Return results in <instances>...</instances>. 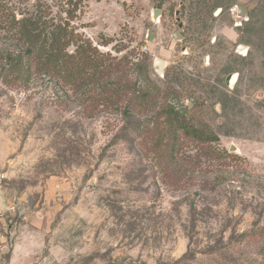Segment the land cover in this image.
I'll list each match as a JSON object with an SVG mask.
<instances>
[{"label": "rangeland", "instance_id": "obj_1", "mask_svg": "<svg viewBox=\"0 0 264 264\" xmlns=\"http://www.w3.org/2000/svg\"><path fill=\"white\" fill-rule=\"evenodd\" d=\"M22 18L64 52L0 78L2 264H264V0H0V58Z\"/></svg>", "mask_w": 264, "mask_h": 264}, {"label": "trees", "instance_id": "obj_2", "mask_svg": "<svg viewBox=\"0 0 264 264\" xmlns=\"http://www.w3.org/2000/svg\"><path fill=\"white\" fill-rule=\"evenodd\" d=\"M34 22L32 20H27L22 18L18 22L17 31L15 33L18 36L19 40H27L30 44L26 47L25 51L18 48H12L3 52L0 58V78H3L4 81H13V82H26L31 78L33 74L39 75H49L52 78H57V69L56 61L59 59V55H62L64 51L58 48L61 37V30L58 32L55 30L51 34V41L47 44L40 43L37 38V31L34 29ZM65 30V29H63ZM82 60L85 61L88 59V55L85 54ZM65 55H68L67 53ZM148 55H144L140 63L137 64L139 68L144 72L148 68ZM59 75V74H58ZM11 79V80H8ZM129 84H122V86H116L115 91L118 95H121L122 99L125 100V107L127 109L131 108V105L134 100V91H130ZM149 92L145 93V96H149ZM121 99V98H120ZM115 100H112L114 102ZM171 113L175 114L177 126L187 135L193 137L194 139L201 142H208L212 139V136L205 132L202 129L193 127L188 124L184 119H180L174 110H169ZM261 256L264 260V250L261 251Z\"/></svg>", "mask_w": 264, "mask_h": 264}, {"label": "water", "instance_id": "obj_3", "mask_svg": "<svg viewBox=\"0 0 264 264\" xmlns=\"http://www.w3.org/2000/svg\"><path fill=\"white\" fill-rule=\"evenodd\" d=\"M237 6H238V16L241 17V16L243 15V13L246 12V9H245L242 5H240V4L237 5ZM161 14H162V11H161L160 9H154V10H153V18H154V19H158L159 16H160ZM180 26H182V23H180ZM152 36H153V33H152L151 30H149V32H148V39H151ZM174 38H175L176 40H179V39H182L183 37H182V35H180V34L174 33ZM237 49H238L239 51H245V50L248 49V46H247L246 44H244V43H241V44L238 45ZM154 64H155L156 66H158V73H159V74H163V72H164V67L166 66V61H165L163 58L157 57V58H155V60H154ZM234 76H235V74L232 73V74H230V75L227 77V81H226L227 84H230V83H231V80H232V78H233ZM232 150L236 151L237 149H236L235 146H233V147H232Z\"/></svg>", "mask_w": 264, "mask_h": 264}, {"label": "crops", "instance_id": "obj_4", "mask_svg": "<svg viewBox=\"0 0 264 264\" xmlns=\"http://www.w3.org/2000/svg\"><path fill=\"white\" fill-rule=\"evenodd\" d=\"M1 224H2V225H1ZM4 224H5V218H4V217H1V218H0V227L2 226V228H3V225H4ZM3 235H4V230L0 229V236L3 237ZM5 246H6L5 244L2 245V249H4ZM2 260H4V259H2V257H1V259H0V264L3 263Z\"/></svg>", "mask_w": 264, "mask_h": 264}, {"label": "flooded vegetation", "instance_id": "obj_5", "mask_svg": "<svg viewBox=\"0 0 264 264\" xmlns=\"http://www.w3.org/2000/svg\"><path fill=\"white\" fill-rule=\"evenodd\" d=\"M183 37V36H182ZM248 46V45H247ZM184 49V48H183ZM239 51V50H238ZM232 73H234V72H231L230 74H232ZM230 74H228V76L230 75ZM235 74V73H234ZM227 76V77H228ZM227 77H226V81H227ZM233 79V78H232ZM232 81V80H231ZM227 83V82H226ZM229 85V84H228Z\"/></svg>", "mask_w": 264, "mask_h": 264}, {"label": "bare ground", "instance_id": "obj_6", "mask_svg": "<svg viewBox=\"0 0 264 264\" xmlns=\"http://www.w3.org/2000/svg\"><path fill=\"white\" fill-rule=\"evenodd\" d=\"M232 81H233V82L235 81V76L233 77Z\"/></svg>", "mask_w": 264, "mask_h": 264}]
</instances>
